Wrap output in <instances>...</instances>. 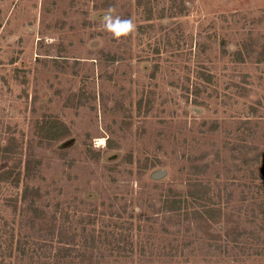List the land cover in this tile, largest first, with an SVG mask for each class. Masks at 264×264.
I'll use <instances>...</instances> for the list:
<instances>
[{
    "label": "rangeland",
    "instance_id": "obj_1",
    "mask_svg": "<svg viewBox=\"0 0 264 264\" xmlns=\"http://www.w3.org/2000/svg\"><path fill=\"white\" fill-rule=\"evenodd\" d=\"M263 199L264 0H0V264H264Z\"/></svg>",
    "mask_w": 264,
    "mask_h": 264
},
{
    "label": "clouds",
    "instance_id": "obj_2",
    "mask_svg": "<svg viewBox=\"0 0 264 264\" xmlns=\"http://www.w3.org/2000/svg\"><path fill=\"white\" fill-rule=\"evenodd\" d=\"M103 27L116 39L128 37L136 31V24L131 19L111 14L103 17Z\"/></svg>",
    "mask_w": 264,
    "mask_h": 264
},
{
    "label": "trees",
    "instance_id": "obj_3",
    "mask_svg": "<svg viewBox=\"0 0 264 264\" xmlns=\"http://www.w3.org/2000/svg\"><path fill=\"white\" fill-rule=\"evenodd\" d=\"M238 145V144H237ZM240 145V144H239ZM238 148H241V147H238ZM10 173H15V174H13L12 176H14V177H17V180L19 179V173H16L15 171L13 172H11V170H10ZM9 173V171H8V175L5 177V178H10L11 176L9 175L10 174ZM196 193H197V195H201V192L200 191H196ZM180 198H177V197H175L173 200H174V202H171V205H170V207H171V209H180L181 207H183L182 206V203L180 202V200H179ZM34 202V201H33ZM33 202H32V204H33ZM261 202H264V199H263V201H261ZM261 209H260V211H262L263 213H264V203H261ZM36 210H37V208H36ZM193 213H195V216L194 217H198V215L200 214L199 213V211L197 212V210H195ZM203 218H204V222H205V228H207V227H211L213 224V222L214 221H216L218 218H216L214 221H212V222H207V220H206V217H204L203 216ZM232 234H235V232H231ZM236 235H242V233L241 232H237V234ZM238 236V237H239ZM238 237L236 238H234V241H237L238 240Z\"/></svg>",
    "mask_w": 264,
    "mask_h": 264
},
{
    "label": "water",
    "instance_id": "obj_4",
    "mask_svg": "<svg viewBox=\"0 0 264 264\" xmlns=\"http://www.w3.org/2000/svg\"><path fill=\"white\" fill-rule=\"evenodd\" d=\"M111 12H112V11H111ZM111 12H110V11H106V12H104V11H98V12H96V15H97V17H98V15H101V16H99V17H102V18H103V17H104L105 15H107V14H111V15H112ZM113 13H114V11H113ZM97 43H98V42H97ZM166 174H167V169L161 168V169L155 170V171L152 173V177H153V178L160 179V178L165 177Z\"/></svg>",
    "mask_w": 264,
    "mask_h": 264
}]
</instances>
